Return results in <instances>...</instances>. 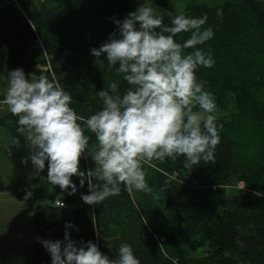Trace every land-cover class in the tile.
Masks as SVG:
<instances>
[{
	"label": "trees",
	"instance_id": "1",
	"mask_svg": "<svg viewBox=\"0 0 264 264\" xmlns=\"http://www.w3.org/2000/svg\"><path fill=\"white\" fill-rule=\"evenodd\" d=\"M163 6L165 0H152ZM143 0H0V68L27 61V52L41 44L50 74L73 97L72 107L87 117L101 106L96 92L117 82H126L109 68L106 59L91 55L93 47L118 32L115 20H122ZM218 10L220 15H217ZM184 14L208 16L204 28L213 29V38L200 45L211 50L215 64L200 67L198 81L215 95L217 111L230 107L227 117L216 120L220 143L215 162L183 167L184 157L158 168L145 165L151 192H129L121 184L117 196L89 205L81 193H88L87 182L69 194L60 187L64 205H78L68 221L49 222L58 214L54 196L48 204L35 207L34 249L30 264H51L40 239L63 240L65 224L70 237L79 245L93 241L109 258L121 243L133 247L140 264H264V0H233L215 5L204 2L186 7ZM165 24L169 17H163ZM190 33L176 37L182 43ZM191 52L192 49H187ZM102 64V67L99 65ZM3 97H0L2 99ZM216 111V112H217ZM10 112L0 117L20 145L11 144L27 179L12 187L0 182V191L11 189L20 199L26 186L46 183L45 169L37 176L31 161L24 163L31 149L24 134L17 131ZM89 141L92 147L94 134ZM85 153L80 165L85 163ZM171 177L167 184L165 176ZM241 184V189L235 186ZM236 189V190H235ZM238 190V191H237ZM259 191L258 195L254 193ZM98 233V235H97ZM187 234L195 235L191 240ZM204 248L201 255H187L182 241Z\"/></svg>",
	"mask_w": 264,
	"mask_h": 264
},
{
	"label": "clouds",
	"instance_id": "2",
	"mask_svg": "<svg viewBox=\"0 0 264 264\" xmlns=\"http://www.w3.org/2000/svg\"><path fill=\"white\" fill-rule=\"evenodd\" d=\"M207 21V15L178 13L165 24L147 0L115 20L118 32L110 33L90 53L96 64L104 57L127 86L121 90L112 82L96 92L101 106L90 109L87 117L72 107L73 97L55 76L32 78L22 68L9 70L0 105L7 106L17 131L25 134L31 151L23 162L30 160L37 176L47 162V183L64 192L70 189L69 194L78 190L73 176L79 178L80 188L87 182L89 191L81 193V199L89 205L119 195L121 184L129 192H151L145 165L162 171L154 161L184 157L186 169L201 161L215 162L220 143L215 95L196 75L198 68L215 64L211 50L198 47L213 38V29L203 27ZM180 33L190 35L180 43L176 39ZM86 133L95 137L87 153L96 166L84 171L80 159L92 139ZM12 143L19 146L20 138L14 137ZM165 176L167 184L171 177ZM31 195L26 192L24 199ZM76 227L66 222L63 240L37 238L51 264H140L128 243H121L113 258L91 240L78 245L68 232Z\"/></svg>",
	"mask_w": 264,
	"mask_h": 264
},
{
	"label": "rangeland",
	"instance_id": "3",
	"mask_svg": "<svg viewBox=\"0 0 264 264\" xmlns=\"http://www.w3.org/2000/svg\"><path fill=\"white\" fill-rule=\"evenodd\" d=\"M233 0H165L163 6H158L152 0H147V6L152 7L156 14L161 17H171L178 13H183L186 7L193 3L204 2L209 5L220 4ZM42 58H46L42 45H36L27 52V61H20L16 65L4 66L0 68V90L7 86L6 76L9 70L22 68L26 76L31 74L32 78L45 75L52 79L49 65L40 63ZM2 97V95H0ZM230 112L227 107L216 112V118H224ZM9 112L6 105H0V117ZM25 136V134H24ZM12 135L8 128L0 126V182L6 187H12L26 180L28 177L21 167L19 159L14 155L12 149ZM92 147L85 150V163L80 165L81 170L87 171L95 168V161L87 153ZM74 177V176H73ZM241 189V184L235 186ZM235 189V190H236ZM135 193L136 189L132 190ZM238 191V190H237ZM32 195L27 200L25 193ZM51 195L58 200H63V193L54 190L49 183L39 185H29L23 190V195L19 199L11 189L0 191V264H30L34 249V225L35 207L38 204H48ZM78 205H65L58 207V214L49 218V222L68 221L71 219V212ZM195 235L187 234L190 240ZM183 248L187 255H201L204 248L195 246L192 241H182Z\"/></svg>",
	"mask_w": 264,
	"mask_h": 264
},
{
	"label": "built area",
	"instance_id": "4",
	"mask_svg": "<svg viewBox=\"0 0 264 264\" xmlns=\"http://www.w3.org/2000/svg\"><path fill=\"white\" fill-rule=\"evenodd\" d=\"M62 202V200H54V205L57 206V207H61L60 206V203ZM64 204V203H63ZM65 206V205H64ZM63 206V207H64Z\"/></svg>",
	"mask_w": 264,
	"mask_h": 264
},
{
	"label": "crops",
	"instance_id": "5",
	"mask_svg": "<svg viewBox=\"0 0 264 264\" xmlns=\"http://www.w3.org/2000/svg\"><path fill=\"white\" fill-rule=\"evenodd\" d=\"M63 197H64V195H63ZM55 200H58V199L55 198ZM76 208H77V207H76Z\"/></svg>",
	"mask_w": 264,
	"mask_h": 264
}]
</instances>
